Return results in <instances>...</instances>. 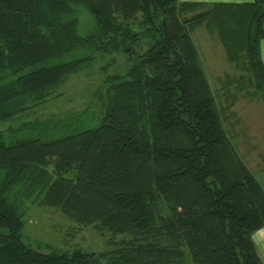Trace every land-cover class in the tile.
<instances>
[{"label":"trees","instance_id":"trees-1","mask_svg":"<svg viewBox=\"0 0 264 264\" xmlns=\"http://www.w3.org/2000/svg\"><path fill=\"white\" fill-rule=\"evenodd\" d=\"M192 6L0 0V121L25 118L0 131V264H264L252 239L264 188L226 135L191 36L216 20L245 73L239 89L248 83L264 106V0L189 15ZM116 56L126 68L108 74ZM101 58L88 106L36 117ZM30 200L108 233L111 250L25 240Z\"/></svg>","mask_w":264,"mask_h":264},{"label":"rangeland","instance_id":"rangeland-1","mask_svg":"<svg viewBox=\"0 0 264 264\" xmlns=\"http://www.w3.org/2000/svg\"><path fill=\"white\" fill-rule=\"evenodd\" d=\"M191 36L220 110L226 135L264 188L263 103L256 95L247 94L253 91L248 83L245 90L239 89L237 80L245 73L228 61L218 36L216 20L211 19L198 27ZM106 61L104 58L96 59L83 72L71 75L57 89L55 95L59 96L50 97L36 109V117L83 110L92 102V95L101 84L104 76L101 68ZM123 64V57L116 56L107 73L123 72L126 68ZM23 121V116L0 121V131ZM34 202L26 201L24 205L22 234L25 240L42 242L62 250L73 247L95 252L111 250L112 246L107 244L110 242L108 233L102 234L92 226L67 219L53 207ZM115 239L120 240L121 236Z\"/></svg>","mask_w":264,"mask_h":264},{"label":"crops","instance_id":"crops-1","mask_svg":"<svg viewBox=\"0 0 264 264\" xmlns=\"http://www.w3.org/2000/svg\"><path fill=\"white\" fill-rule=\"evenodd\" d=\"M179 1L193 5L192 7H190L189 15L207 12L209 10L211 11L214 8V6H216L217 4L236 5V4H249L253 2V0H179ZM203 25L204 24H202L201 26ZM263 29H264V21H263ZM259 53H260V59L264 64V39L261 40L260 42ZM252 239L253 242L255 243V246L262 261L264 262V227L255 231L252 234Z\"/></svg>","mask_w":264,"mask_h":264}]
</instances>
